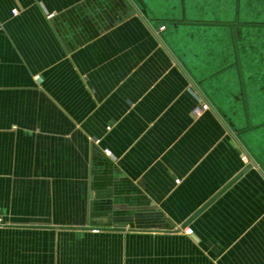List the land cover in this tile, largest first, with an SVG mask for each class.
Segmentation results:
<instances>
[{"label": "crops", "instance_id": "obj_1", "mask_svg": "<svg viewBox=\"0 0 264 264\" xmlns=\"http://www.w3.org/2000/svg\"><path fill=\"white\" fill-rule=\"evenodd\" d=\"M245 1L0 0V264H264Z\"/></svg>", "mask_w": 264, "mask_h": 264}, {"label": "water", "instance_id": "obj_2", "mask_svg": "<svg viewBox=\"0 0 264 264\" xmlns=\"http://www.w3.org/2000/svg\"><path fill=\"white\" fill-rule=\"evenodd\" d=\"M253 167L252 164H248L245 166L239 174H237L231 181H229L217 194H215L208 202H206L199 210H197L187 221H185L181 229L187 228L191 222L196 219L207 207H209L218 197H220L227 189H229L236 181H238L243 175H245L251 168ZM94 189V184H93ZM109 192H111L109 190Z\"/></svg>", "mask_w": 264, "mask_h": 264}, {"label": "rangeland", "instance_id": "obj_3", "mask_svg": "<svg viewBox=\"0 0 264 264\" xmlns=\"http://www.w3.org/2000/svg\"><path fill=\"white\" fill-rule=\"evenodd\" d=\"M229 1H231V0H229ZM245 2L246 1L244 0V3ZM212 5L213 4H211V6ZM245 15L246 16H249V12H246ZM250 32H251L250 30H243L242 31V34H243V36H242L243 43H246L247 44V46H243V47H245V49H250V46H249V38L251 37L250 36ZM254 36H256V38H259V42L264 41V31H258L256 33H254ZM263 47H264V45H263ZM261 96L264 97V94H261ZM245 157L247 158V161H248V156H245ZM243 159L246 161V159L244 157H243Z\"/></svg>", "mask_w": 264, "mask_h": 264}, {"label": "built area", "instance_id": "obj_4", "mask_svg": "<svg viewBox=\"0 0 264 264\" xmlns=\"http://www.w3.org/2000/svg\"><path fill=\"white\" fill-rule=\"evenodd\" d=\"M13 13H14V14H17V11L14 10ZM165 28H166L165 26H162V27L160 28V30L163 31V30H165ZM208 108H209L208 104H207L204 100L201 99V101H200V106L195 110V112H196V113H197V112H202V111L208 110ZM107 154H109V152H107ZM244 158H245L246 161H247V158H246V157H244ZM187 232L190 233L191 230L188 229Z\"/></svg>", "mask_w": 264, "mask_h": 264}]
</instances>
